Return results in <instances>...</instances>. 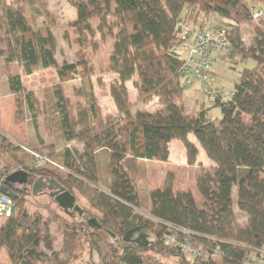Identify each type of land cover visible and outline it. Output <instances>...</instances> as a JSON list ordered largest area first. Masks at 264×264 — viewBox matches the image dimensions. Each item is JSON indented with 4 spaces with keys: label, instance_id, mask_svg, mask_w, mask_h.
Here are the masks:
<instances>
[{
    "label": "trees",
    "instance_id": "1",
    "mask_svg": "<svg viewBox=\"0 0 264 264\" xmlns=\"http://www.w3.org/2000/svg\"><path fill=\"white\" fill-rule=\"evenodd\" d=\"M65 1L75 8L69 26L78 49L75 60L58 64L52 22L46 19L48 2L0 0V61L9 92L15 96V116L18 119L27 109L37 128L38 100L22 76L10 71L11 63L25 75L54 68L50 109H55L54 121L65 142L54 148L38 137L36 148L31 149L0 130V188L7 185L15 193L13 212L0 224V250H5L8 264H67L85 244L97 252L101 264H163L162 258H174L170 264H241L252 251H264V0ZM253 8L261 10L259 17L253 16ZM37 16L44 17L42 24L34 23ZM91 19L98 20L96 30L102 40L113 39L106 73L117 76L109 86L115 115H103L94 93L88 49L95 51L97 45L89 38L94 31ZM178 19L199 28L207 23L210 28H226L227 56L255 61L252 68L242 69L227 100L212 101L220 108L219 119L210 117L205 108L194 114L184 112L182 95L187 86L180 80L182 60L174 51L182 41L175 28ZM243 25L251 30L248 43L241 37ZM63 38L68 39L66 30ZM74 79L79 82L68 95L64 86ZM127 81L135 89L133 100L128 98ZM153 97L157 109L133 111ZM190 132L212 162L210 170L196 176L201 206L189 190L175 191L165 185L148 193L151 219L144 217L136 211L141 194L135 180L141 164L167 161L174 139L183 142L187 162L193 164L197 147L187 138ZM100 151L105 153L107 190L98 186ZM17 170L55 180L73 194L77 190L88 208L72 211L71 222L48 209L47 215L29 213L28 191L6 183V176ZM233 187L237 206L246 214L243 224L235 220ZM92 218L99 228L88 223ZM142 223L152 235L147 246L123 241L127 230ZM173 227L186 229L190 242L204 255L187 260L179 249L166 246L163 236ZM99 230L106 231L108 239ZM59 233L58 251L53 244ZM101 246L107 252L102 253Z\"/></svg>",
    "mask_w": 264,
    "mask_h": 264
},
{
    "label": "rangeland",
    "instance_id": "2",
    "mask_svg": "<svg viewBox=\"0 0 264 264\" xmlns=\"http://www.w3.org/2000/svg\"><path fill=\"white\" fill-rule=\"evenodd\" d=\"M48 2L47 14L46 16L47 23L52 24L53 26V34L56 38V41L61 43L62 48L67 49V54H65V60H75V52L78 49V45L73 41L76 37V34L73 33V28L69 26L72 21L75 19V8L70 5L65 0H46ZM28 16L31 17V12H27ZM44 17L37 16L35 17V24H42ZM90 24L94 27L93 35L89 38L93 43H96L97 49L95 51H91V48L88 49L90 55L89 60L94 66V76L92 78L93 83L95 84L96 93L104 103H111L110 96L105 93L104 88L100 84L96 83V77L100 76V78L104 77V81H109L111 76L106 74L104 69V63L107 62L110 53V45L112 42V38L107 36L105 40L101 39V34L96 30V24H98L97 19H91ZM66 30L68 32V39L65 40L63 38V31ZM250 27L247 25H243L240 29L241 37L245 43H248L250 40L251 32ZM62 40L64 43H62ZM75 45H72L71 42ZM57 51L59 55V61H62V54L60 48ZM255 65V61L251 58H247L245 60L233 59L228 57L225 54L219 53L217 54V60L212 63L210 68V83L213 85V88L219 87L221 90L227 92L231 91L234 88V85L238 82L240 77V72L243 68H252ZM107 67V66H106ZM10 71L13 73L19 72L24 79L25 84L35 93V96L38 100L37 104V117H36V125L32 121L30 117V112L27 109H24L20 114V117L17 119L15 113L12 119V126L8 130V135H11V139L17 142L18 144H22L27 146L28 148H36L38 137H42L46 144L52 145L54 148H58L64 145V140L60 139V133L58 127L55 124V118L57 117L55 113V109H52L49 96L51 91L50 87L53 85V81L50 83V79L54 73L53 69L50 70H42L37 71L36 74L32 76H25L23 71L19 69V66L15 63H11ZM79 79H74L72 82L68 81L64 86V91L66 94L71 95L72 85H77ZM7 86L6 75L4 72L3 63L0 61V86ZM1 89V88H0ZM2 90V89H1ZM48 92V95L46 93ZM13 96V97H12ZM11 98L15 100V96L12 94ZM8 97V93L1 91L0 92V100ZM135 97V92L130 91L128 94L129 100H133ZM7 99V98H6ZM52 100V99H50ZM71 100L74 102V98L71 97ZM53 102V101H52ZM182 103L184 106V112L187 114H194L198 112L202 107L208 110L210 117L213 119H219L221 117V111L218 106H215L212 101L208 100L207 92L204 89V85L201 79H197L190 86H187L182 95ZM204 103V105H202ZM155 105H158L156 97H153L146 103H139L134 108L133 111L136 110H150ZM104 109V108H103ZM103 115L109 114L108 111L102 110ZM14 134V136H13ZM38 134V135H37ZM187 138L190 142H192L197 147V156L196 160L193 164H188L186 160V151L183 145V142L177 139H174L171 144L172 153L174 156V160L169 161H157L150 160L143 165L141 164V171L136 177L135 183L138 191L141 194L140 205H145L148 202V193L154 189L163 188L165 185H171V187L175 190H189L197 203L198 206H201V199L196 187V176L202 170H210L212 167V162L207 157L205 150L198 142L197 138L193 133H188ZM37 139V141H36ZM33 145H30L29 143ZM36 142V144H35ZM72 147L77 149L80 148V144L72 143ZM183 157V160L181 158ZM185 157V159H184ZM97 162H98V173H99V182L98 186L104 190H107V177L105 173V153L100 151L97 153ZM186 164L188 166L186 167ZM27 181L24 184H20L21 188H27L28 193H26L25 197V207L29 213L39 212L42 215H47L48 210L52 213L58 214L65 218L66 221L71 222L68 215L65 214L56 204L54 199L50 197L48 194H31V186L32 182L35 180L33 178H27ZM76 195V203L79 204L80 207L88 208V204L86 199L82 197L77 190L73 191ZM232 208L235 215V220L239 224H243L246 220V214L242 212L236 202V189L233 187L232 189ZM147 201V202H146ZM93 212H95L93 210ZM96 213V212H95ZM144 217H148V215H143ZM52 217V216H51ZM151 219V218H150ZM77 220V218H75ZM74 221V220H73ZM4 220L0 219V224H2ZM57 225L52 224L51 228L54 232L58 233ZM98 233L105 239H108V234L106 231L99 230ZM54 250L61 249L60 243V233L57 235V239L55 240ZM81 253L76 257L68 261L67 264H101L100 258L95 250L90 251L88 245L85 244L82 246ZM107 252V248L101 246V252ZM163 264H170L174 261V258H162ZM0 264H8V259L5 250L2 248L0 250ZM158 264V262L156 263ZM160 264V263H159Z\"/></svg>",
    "mask_w": 264,
    "mask_h": 264
},
{
    "label": "built area",
    "instance_id": "3",
    "mask_svg": "<svg viewBox=\"0 0 264 264\" xmlns=\"http://www.w3.org/2000/svg\"><path fill=\"white\" fill-rule=\"evenodd\" d=\"M252 10L254 17H259L262 13L258 8ZM209 25L211 24L207 23L206 27L199 28L182 19L177 20L175 28L182 39L181 44L174 49L182 60L179 77L185 86H190L195 80L201 79L209 101H214L216 98L225 101L230 97L231 92L213 88L209 70L212 63L217 60V54L227 55L229 52L227 30L224 27L210 28ZM12 212L13 201L0 191V219H5ZM189 235L186 229L173 227L164 234L163 241L166 246L179 249L187 260L202 257L204 254L190 242ZM241 264H264V251H252Z\"/></svg>",
    "mask_w": 264,
    "mask_h": 264
},
{
    "label": "water",
    "instance_id": "4",
    "mask_svg": "<svg viewBox=\"0 0 264 264\" xmlns=\"http://www.w3.org/2000/svg\"><path fill=\"white\" fill-rule=\"evenodd\" d=\"M33 178L23 170L14 171L6 176L7 184L19 185L25 183L27 178ZM2 193L7 194L10 198L15 196V193L10 190L7 185L0 188ZM31 194H43L46 193L54 198L57 206L67 215H70L72 211L80 210L79 204L76 203V195L66 190L58 182L51 179H43L41 177L35 178L31 186ZM88 223L96 228H99L97 221L92 218ZM152 235L148 229L146 223L137 225L129 230H127L122 239L125 242L135 243L138 246L145 247L151 241Z\"/></svg>",
    "mask_w": 264,
    "mask_h": 264
},
{
    "label": "crops",
    "instance_id": "5",
    "mask_svg": "<svg viewBox=\"0 0 264 264\" xmlns=\"http://www.w3.org/2000/svg\"><path fill=\"white\" fill-rule=\"evenodd\" d=\"M71 42V40H70ZM57 43V51L59 50L58 48H60V51L59 53L61 52L62 54V61H64L66 58L65 54H67V49L65 50L64 48H62L61 46V43H59V41H56ZM62 43L63 40H62ZM72 45H75L74 43L71 42ZM112 44H113V40L111 42V45H110V53H111V49H112ZM110 53H109V56H110ZM56 60H57V63L60 64L62 61H59V55L58 53L56 52ZM66 61H72V60H67ZM16 64V63H15ZM18 65V64H17ZM19 66V65H18ZM107 66V67H106ZM109 68V62L107 60V62L104 63V67L101 68V69H104V71L108 70ZM19 69L20 71L22 70V68L19 66ZM50 69H53L54 70V74H55V69L54 68H48V69H45V70H50ZM16 73H19V72H16ZM106 73V72H105ZM20 74V73H19ZM36 74V73H35ZM106 74H109V76H111V79L109 81H104V77L101 78L100 82H97V78L100 77V76H97L96 77V83L97 84H100L103 86L104 88V94L107 93L109 96H110V93H109V86L110 84L117 78L116 74H112V73H106ZM21 75V74H20ZM25 75V74H24ZM33 75V74H32ZM32 75H25L26 77L27 76H32ZM93 78V77H92ZM24 80V79H23ZM93 82V80H92ZM126 87L128 89V91H134L135 92V89L133 88V85H132V81H127L126 83ZM93 87H94V93L98 99V103L101 107V110H106L109 112L110 115H115L116 112H117V109H116V106L110 96V99H111V103H104L102 102V100L100 99V97L98 96V94L96 93V86L95 84L93 83ZM0 92L1 91H4L6 93H8V97H6L5 99H2L0 100V130H2L6 135H8V130H6L7 128L9 129V127L11 128L12 126V119H13V115L15 113V104H14V100L11 98L12 94L9 92V89H8V86H0ZM216 88H219V87H216ZM220 89V88H219ZM227 92H230V91H227ZM13 97V96H12ZM157 99V98H156ZM204 105V103L202 104ZM159 107V104L158 105H155L154 107H152L150 110H147V111H152L154 109H157ZM184 107V106H183ZM104 108V109H103ZM204 108V107H202ZM208 115H209V112L207 111ZM107 114V115H109ZM11 137V135H8ZM14 136V134H13ZM189 140V139H188ZM37 141V139H36ZM173 141V140H172ZM172 141H170L169 143V157L167 159V161L171 162L174 160V156H173V153H172V149H171V144H172ZM33 143V142H32ZM31 142L29 143L30 145H33ZM36 144V142H35ZM60 148V146L58 147ZM82 148V145L80 144V148L79 150ZM186 151V150H185ZM186 153V152H185ZM185 159V157H184ZM181 160H183V157L181 158ZM186 160H187V157H186ZM148 161H143L142 165L144 163H146ZM188 163V162H187ZM188 166V164H186V167ZM147 202V201H146ZM136 211L139 213V214H142V215H149L148 211H149V206H148V202L144 205H139V207L136 208Z\"/></svg>",
    "mask_w": 264,
    "mask_h": 264
},
{
    "label": "flooded vegetation",
    "instance_id": "6",
    "mask_svg": "<svg viewBox=\"0 0 264 264\" xmlns=\"http://www.w3.org/2000/svg\"><path fill=\"white\" fill-rule=\"evenodd\" d=\"M22 184H24V183H22ZM23 189H25V188H23ZM25 190H27V188Z\"/></svg>",
    "mask_w": 264,
    "mask_h": 264
}]
</instances>
